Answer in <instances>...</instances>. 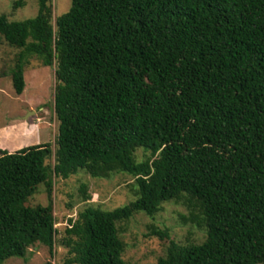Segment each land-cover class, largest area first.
<instances>
[{
  "label": "trees",
  "instance_id": "trees-1",
  "mask_svg": "<svg viewBox=\"0 0 264 264\" xmlns=\"http://www.w3.org/2000/svg\"><path fill=\"white\" fill-rule=\"evenodd\" d=\"M37 4L32 19L0 15V41L17 50V95L30 60L55 69L58 136L0 151V264L37 244L66 248L58 264H127L119 225L172 202L206 238L153 225L168 242L158 264H264V0H72L56 19L53 0ZM81 171L131 175L135 200L90 203L58 237L56 179ZM41 188L49 203L28 206Z\"/></svg>",
  "mask_w": 264,
  "mask_h": 264
},
{
  "label": "rangeland",
  "instance_id": "rangeland-1",
  "mask_svg": "<svg viewBox=\"0 0 264 264\" xmlns=\"http://www.w3.org/2000/svg\"><path fill=\"white\" fill-rule=\"evenodd\" d=\"M17 0H0V15H7L9 21H25L37 15V0H25V6L12 10ZM72 0H53L54 18L66 13ZM17 50L5 41H0V151L14 152L22 148L53 144L58 136V122L54 112L55 69L39 65L37 59L30 60L26 72V88L17 95L10 74ZM149 155L144 150L137 152L138 161ZM82 184L88 186L90 202H84L80 194ZM135 178L125 173L113 174L106 179H96L81 171L68 180L56 179L53 204L56 227L62 236L69 225V219H76L78 213L90 203L104 210L112 211L135 200L133 187ZM47 192H40L31 198L28 206L47 205ZM190 211L184 202L164 205L154 219L139 213L127 224L119 225L121 238L126 243L124 260L127 264H158L165 255L167 241L151 236L152 226L168 229L171 238L186 244L188 240L201 243L206 238V229L189 220ZM67 249L56 246L51 258L48 247L37 244L25 258H14L5 264H58L66 256Z\"/></svg>",
  "mask_w": 264,
  "mask_h": 264
}]
</instances>
